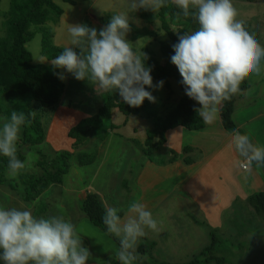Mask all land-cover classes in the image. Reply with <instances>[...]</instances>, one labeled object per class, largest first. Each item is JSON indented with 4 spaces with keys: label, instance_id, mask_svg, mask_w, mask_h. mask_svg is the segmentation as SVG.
<instances>
[{
    "label": "clouds",
    "instance_id": "obj_1",
    "mask_svg": "<svg viewBox=\"0 0 264 264\" xmlns=\"http://www.w3.org/2000/svg\"><path fill=\"white\" fill-rule=\"evenodd\" d=\"M169 2L180 15L191 16L198 25L196 30L178 35L170 63L178 70L186 97L199 105L194 112L204 124L210 125L217 120L222 102L239 92L241 80L249 73L259 74L264 68V44L237 18L233 0H126V9L111 15L108 24L99 30L86 24L68 25L69 46L45 62L63 69L77 81L114 91L129 107H139L145 100L153 103L155 98L146 88L159 89L163 81L153 85L146 54L135 50L125 37L131 30L130 23H139L130 14L140 10L154 13ZM57 75L64 79L62 74ZM28 122L23 112L15 110L7 117L0 116V157L7 158L10 178L31 168L35 161L32 156L26 155L24 160L17 156L20 133ZM228 147L235 154L234 168L264 167V147L253 143L249 134L231 129ZM119 213L120 209L106 205L101 217L106 235L118 241L114 258L118 264H139V241L147 234L146 230L153 233L159 230L158 221L139 201L131 202L123 215ZM89 261L93 257L83 246V237L64 215L35 216L27 206L23 209L0 206V264Z\"/></svg>",
    "mask_w": 264,
    "mask_h": 264
},
{
    "label": "rangeland",
    "instance_id": "obj_2",
    "mask_svg": "<svg viewBox=\"0 0 264 264\" xmlns=\"http://www.w3.org/2000/svg\"><path fill=\"white\" fill-rule=\"evenodd\" d=\"M10 1L0 0V37L5 36L3 16L9 10ZM55 3L63 10V14L57 24L47 23L45 27L53 33V45L61 48L69 46L68 25L86 24L90 28L94 27L99 30L108 24L111 15L126 9V0H85L77 2L75 5L60 1H55ZM233 5L238 12L237 18L257 29L258 41L264 44V0H255L248 4H244L240 0H233ZM147 13L150 11L140 10L130 14L139 21L138 24L130 23V25L133 29L140 30L142 33L147 32L149 35L134 40V38L132 39L134 33L130 28L131 30L125 38L134 45L135 50H141L145 53L147 58L152 56L159 59L160 41L165 42L167 37L158 20L153 24H147L146 21L141 20L140 15L143 16ZM26 47L32 54L33 64L51 65L49 62H45V59L39 54L40 34L35 35ZM145 51H149L151 54ZM59 70L60 74L64 76L62 81L66 86L64 98L71 100V115L60 112L58 118L56 116L53 118V115L48 112H45L46 115L42 108H34L36 111L34 113L41 115V122L45 125L43 147L29 149L22 146V127L17 151H24L22 154L25 157L26 155L35 157V161L31 168L22 171L16 178H10L8 174H5L6 180L10 182V185H16L15 188L18 190L22 177L26 175L39 176L42 173L41 164L44 165L43 168L50 169L51 167L48 165L50 160L60 153L69 152L71 156L67 161L68 173L62 177V185L58 190L50 188L42 195L43 205L47 206L48 204L47 207H44L42 216L62 214L76 225L78 233L83 237V246L89 249L93 257V261L86 262V264H93L94 261L95 264L118 262L114 258V253L118 247L98 228L90 224L80 212V196L86 192H92L98 197L104 198L108 207L124 208L137 195V192L126 193L124 187L121 186L126 182L127 188L130 190L131 187L128 185L134 181L141 166H145L143 165L145 160L150 159L143 155L144 146L142 143L145 141L146 132L151 129V125L144 115L146 111L141 110L139 115L125 117L117 110H112L110 122L118 127L117 129L109 130L103 142L91 138L87 144L73 148L72 142L67 138L69 129L74 127L81 118L91 117L97 113L98 108L102 105L101 98L105 96L106 91L88 81H77L70 74L65 73L63 69ZM244 79L249 84L250 89L243 93L240 99L237 98L239 100L235 102L232 119L239 130L243 133L247 130L253 137L257 136L261 146L264 147V68L259 74H247ZM169 85V88H166L163 82L161 88L153 87L151 92L155 98V103H162L157 113L162 118L174 108L177 101L183 96L173 81H170ZM196 106L199 107L197 104ZM59 110L60 107L56 111L57 114ZM216 121L219 125L218 119ZM164 150L163 147L158 155L154 153L150 162L167 163L166 160L171 157L170 152L173 151ZM79 153L84 155L82 157H92L94 161L86 166H78L76 154ZM174 155L177 159V154ZM259 169V167L254 168L252 166L247 175L253 177L252 170L262 172ZM256 178L260 183V177ZM160 180L163 182V179ZM164 188H168V186L165 185ZM229 190L231 189L229 188ZM259 191H264V184L261 190L257 189L254 192ZM225 192L228 193L229 191L226 189ZM235 199L231 203L227 199L223 200V206L227 207L223 209L220 216L212 218L213 222L216 221L219 224L215 225L213 230L218 232L220 239L214 258L222 259L225 264H262L264 262V221L245 201L240 202L238 199L235 201ZM0 206L23 209L27 205L7 185H0ZM27 207L33 214V205ZM164 215V219L161 213L155 216L165 226L176 223L177 229L183 230V233L186 231V235L179 239L180 242L171 239L162 243L157 250H155V246L151 254L157 257L154 258L156 262L185 264L198 257L202 252L206 253L209 250L205 249L210 244V233H207L210 231V227L207 223L208 220L205 219V223H202L200 218L217 215L216 212H203L198 220L189 219L193 224L201 227L203 230L201 232H196L194 228H192L193 230L188 227L186 229L185 220L177 222L176 219L169 218L167 212ZM209 219L211 220V218ZM146 238L148 239V237ZM145 259V257L142 258L139 264H150L148 261L144 262Z\"/></svg>",
    "mask_w": 264,
    "mask_h": 264
},
{
    "label": "trees",
    "instance_id": "obj_3",
    "mask_svg": "<svg viewBox=\"0 0 264 264\" xmlns=\"http://www.w3.org/2000/svg\"><path fill=\"white\" fill-rule=\"evenodd\" d=\"M55 1L75 5L77 2L85 0H11L9 10L3 16L5 36L0 37V115L7 117L13 110L23 112L26 115L29 122L23 126L21 145L29 149L36 147L38 149L44 138L45 125L41 122V115L34 113L36 112L34 108H42L44 113L52 114L53 118L55 116L58 118L60 112L71 115V100L64 98L66 86L64 81L59 79L57 75L60 74V70L52 65L33 64L32 54L26 47L35 35L40 34L39 54L41 57L45 60H51L62 52L63 48L53 45V33L45 27L47 23L57 24L63 14V10L56 5ZM240 1L248 4L253 3L255 0ZM140 18L146 21L147 24H153L158 20L167 37L165 42L160 41L159 59L149 56L146 60V65L152 68L150 75L153 85L157 81H163L166 88H169V82L173 81L183 93L182 98L162 118L157 114L162 103H150L145 100L139 107H129L114 91H106L105 96L101 98L102 105L98 108L97 113L91 117L81 118L75 123L74 127L69 129L67 138L72 142L73 148L87 144L91 138L103 142L109 130L117 129L118 127L110 122L112 110H118L125 117L139 115L141 110L146 111L144 115H146L151 129L146 132V139L142 144L144 146L143 154L150 158L148 159L150 161H152V155L162 149L165 143V132L174 128H182L188 131L202 128L203 122L193 110L197 106L194 101L184 94L178 70L170 63V57L173 55L172 46L178 42V35L183 34L185 31L196 30L197 23L191 16L184 17L180 15L179 10L171 2L157 12L140 15ZM245 26L258 40L257 29L252 28L248 23H245ZM130 28L134 33L132 36L134 40L149 35L147 32L142 33L140 30L133 29L131 25ZM145 52L151 54L149 51ZM152 89L146 88L150 92H152ZM249 89V84L245 79H242L239 92L233 94L229 100L222 102L217 119L223 131L229 133L231 129L236 128L232 120L234 105L237 98H240ZM59 107L60 110L57 114L56 111ZM45 114L47 115V113ZM239 131L243 133L241 130ZM23 152L17 151V156L21 160H24L25 157L22 154ZM37 152L39 153V151ZM174 154V152H170L169 164L177 160ZM70 156L69 152L60 153L50 160L48 164L51 167L50 169L43 168L44 165L40 163L42 173L39 176L26 175L22 177L18 190L15 188L16 185L12 186L6 180L7 158L0 157V185H7L12 191H15L25 205H33V215L42 216L44 207L48 206V204L47 206L43 205L42 195L50 188L55 190L60 188L62 177L68 173L69 165L67 161ZM82 156H84L82 153L76 154V164L78 166H86L94 161L92 157ZM189 163V160H187L186 164ZM161 165H166V163L162 162ZM260 168L264 171V167ZM121 187H124L126 193H130L126 182ZM80 198L79 209L84 218L118 247V241L114 237L106 235L102 224L101 217L106 208L104 198H100L92 192H86ZM245 202L264 221V191L251 194ZM119 214L123 215V211L120 210ZM209 233L211 237L210 244L205 249L209 250L206 253L202 252L198 257L185 264H225L222 259L214 258L217 244L220 242L219 234L214 231ZM155 245V242H149L147 238L142 237L137 247L141 259L145 257L144 262L148 261L150 264H173L155 261L154 258L157 257L151 254ZM141 259L139 262H141ZM111 264H118V262Z\"/></svg>",
    "mask_w": 264,
    "mask_h": 264
},
{
    "label": "crops",
    "instance_id": "obj_4",
    "mask_svg": "<svg viewBox=\"0 0 264 264\" xmlns=\"http://www.w3.org/2000/svg\"><path fill=\"white\" fill-rule=\"evenodd\" d=\"M216 122L210 125L203 123L202 128L195 131L174 128L165 132L163 147L165 150L175 152L178 156L177 160L169 164V159L166 158V165L145 160L143 164L145 166H141L134 181L128 185L131 187L130 192H137V195L129 202L143 203L156 220L155 215L158 213H161L164 219L165 212L169 218L176 219L177 222L185 220V228L188 227L190 230L194 228L196 232L203 230L189 219L198 220L203 212L214 211L217 215L202 216L200 219L202 223H205V219L208 220L210 231L218 233L213 230L218 223L213 222L212 218L220 216L223 209L227 207L223 206L222 201L227 199L231 203L236 198L235 201L238 199L244 202L248 196L256 193L254 191L261 190L264 184V171L260 167L259 170L262 172L252 170L253 177H251L247 175L251 168L241 171L232 166L235 154L228 147V133L223 131ZM236 128L239 130L237 126ZM244 133L249 134L253 143L261 146L257 136L253 137L247 130ZM156 153L158 155L160 152ZM187 160L189 164H186ZM256 177H260V183ZM160 179H163V182ZM165 185L168 188H164ZM226 189L228 193L225 192ZM129 202L120 209L123 213L127 211ZM158 224L157 232L146 230L147 234L144 236L148 237L149 241L155 242V250L171 239L180 242L179 239L186 235V231L183 233V230L177 229L176 223L171 224L172 228L171 225L165 226L159 221Z\"/></svg>",
    "mask_w": 264,
    "mask_h": 264
},
{
    "label": "built area",
    "instance_id": "obj_5",
    "mask_svg": "<svg viewBox=\"0 0 264 264\" xmlns=\"http://www.w3.org/2000/svg\"><path fill=\"white\" fill-rule=\"evenodd\" d=\"M241 170V169H240ZM241 171H247V170H241Z\"/></svg>",
    "mask_w": 264,
    "mask_h": 264
}]
</instances>
